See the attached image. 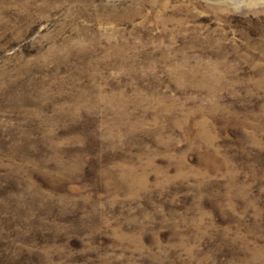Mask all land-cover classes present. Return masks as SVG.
I'll return each mask as SVG.
<instances>
[{"label": "rangeland", "instance_id": "obj_1", "mask_svg": "<svg viewBox=\"0 0 264 264\" xmlns=\"http://www.w3.org/2000/svg\"><path fill=\"white\" fill-rule=\"evenodd\" d=\"M0 16V264H264V0Z\"/></svg>", "mask_w": 264, "mask_h": 264}, {"label": "water", "instance_id": "obj_2", "mask_svg": "<svg viewBox=\"0 0 264 264\" xmlns=\"http://www.w3.org/2000/svg\"><path fill=\"white\" fill-rule=\"evenodd\" d=\"M209 1H213V2H221V1H224V0H209Z\"/></svg>", "mask_w": 264, "mask_h": 264}, {"label": "bare ground", "instance_id": "obj_3", "mask_svg": "<svg viewBox=\"0 0 264 264\" xmlns=\"http://www.w3.org/2000/svg\"><path fill=\"white\" fill-rule=\"evenodd\" d=\"M1 17V16H0ZM119 51V50H118Z\"/></svg>", "mask_w": 264, "mask_h": 264}]
</instances>
